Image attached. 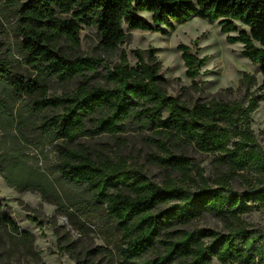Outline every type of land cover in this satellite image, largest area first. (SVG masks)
Here are the masks:
<instances>
[{"label": "trees", "instance_id": "16d2710c", "mask_svg": "<svg viewBox=\"0 0 264 264\" xmlns=\"http://www.w3.org/2000/svg\"><path fill=\"white\" fill-rule=\"evenodd\" d=\"M194 17L218 21L227 42L242 43V55L264 75V0H27L17 11L15 26L33 75L11 84L37 111H56L36 127L59 143L62 175L84 187L86 197L72 202L71 211L85 215L101 205L114 221L121 239L119 264H211L214 258L222 264H264V228L244 219L251 210L264 209V147L251 120L264 98V81L260 95L249 91L257 81L246 73L247 93L240 98L218 93L189 101L169 94L158 48L133 50L135 64L121 49L128 38L124 25L168 34ZM237 22L249 29L240 30ZM84 27L97 29L96 55L80 53ZM178 49L193 80L183 91L199 92L197 77L208 57L185 43ZM2 52L0 39V80L7 74ZM114 56L118 61L110 59ZM101 68L110 86L93 83ZM54 80L76 86L50 94ZM138 128L150 131L145 134L154 149L150 156L167 173L162 182L123 154L114 156L89 142L106 136L120 144L124 133ZM196 152L215 155L211 174L194 158ZM49 188L17 189L46 197ZM204 214L221 220L225 229L191 227ZM0 224L31 236L1 209Z\"/></svg>", "mask_w": 264, "mask_h": 264}, {"label": "rangeland", "instance_id": "374dc122", "mask_svg": "<svg viewBox=\"0 0 264 264\" xmlns=\"http://www.w3.org/2000/svg\"><path fill=\"white\" fill-rule=\"evenodd\" d=\"M27 0L6 2L0 0V39L3 43L1 58L7 66V74L0 80V209L11 216L20 226L21 232H14L9 226L0 224V264H76L78 259L85 264H119L117 246L121 245L119 232L114 221L105 213L101 205L88 208L85 215L71 211L72 202L82 201L86 192L82 185L67 180L61 173V155L58 142L36 126L45 115L56 113L53 109L37 111L26 96L14 90L11 80L18 76L30 77L33 72L25 63L26 52L22 48V36L16 29L17 11ZM196 2V0H193ZM149 18L150 14L145 13ZM239 29H249L237 22ZM128 38L121 46L128 54L131 64L137 59L133 50L158 48L157 56L162 63V74L168 81L170 95L181 96L185 100H206L215 94L228 99L240 98L247 93L242 80L246 73L257 81L249 87L254 95H260L259 87L264 75L259 64L252 63L242 55L243 44H229L227 34L222 33L218 21L210 22L194 17L186 23H176L168 34L156 31L131 30L124 25ZM232 35L238 32H232ZM80 53H99V35L96 28L84 27L81 31ZM180 43L190 46L200 57L207 56V63L197 77L201 90L183 91L193 80L186 75V66L178 49ZM118 61V57L110 58ZM101 68L93 77V83L110 86L103 77ZM75 83L51 82L50 94L61 95L74 89ZM252 128L264 147V98L251 114ZM141 128L129 130L122 135L123 141L115 144L104 136L99 140L89 139L97 150L104 149L109 154H123L129 163L141 168L149 178L162 182L167 173L150 156L154 151L145 139ZM100 143V145H99ZM206 174L214 170V154H193ZM195 173V171H192ZM50 181L57 190L49 188ZM49 188L46 197L31 189ZM61 200L64 205L55 201ZM71 214H68V213ZM251 225L264 228V209L251 210L244 214ZM211 227L224 230L221 220L211 214L196 219L191 227ZM84 250L90 251L85 254ZM97 249L96 252L91 250ZM211 264H222L216 258Z\"/></svg>", "mask_w": 264, "mask_h": 264}]
</instances>
